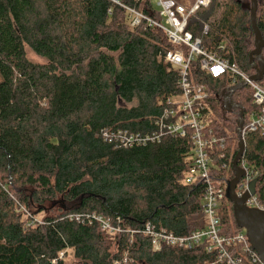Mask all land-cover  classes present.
<instances>
[{
  "label": "trees",
  "instance_id": "16d2710c",
  "mask_svg": "<svg viewBox=\"0 0 264 264\" xmlns=\"http://www.w3.org/2000/svg\"><path fill=\"white\" fill-rule=\"evenodd\" d=\"M116 1L0 0V264H64L68 252L75 264L210 261L202 247L155 250L146 234L148 226L176 237L203 229L206 185L187 183L190 135H160L156 124L182 94L179 72L165 61L173 46L145 21L131 27L125 8L155 18L150 0ZM256 27L264 41V0H257ZM189 30L205 51L255 74L250 0H211ZM25 47L46 63L29 62ZM190 73L208 95L207 130L225 140L224 161H233L239 110L223 109L230 80L210 78L197 61ZM257 83L264 89V78ZM231 101L244 109V123L257 110L249 87ZM244 143L238 166L257 172L264 206V136L249 134ZM210 170L213 181L232 179L231 168ZM48 205L58 214L37 221ZM218 216L224 236L243 232L228 200ZM97 219L115 232L102 231ZM241 249L230 251L238 257Z\"/></svg>",
  "mask_w": 264,
  "mask_h": 264
},
{
  "label": "built area",
  "instance_id": "2783aa9c",
  "mask_svg": "<svg viewBox=\"0 0 264 264\" xmlns=\"http://www.w3.org/2000/svg\"><path fill=\"white\" fill-rule=\"evenodd\" d=\"M119 4L116 0H113ZM154 10L155 18L147 17L140 12L125 8L131 18V27L138 26L141 21H145L149 27L156 28L163 32L167 41L173 46V50L165 55V61L177 69L180 76L181 101L175 100L167 102L165 108L157 120L156 124L160 129V135L186 137L190 135L194 146L193 167L187 183H192L196 179L203 180L206 188L203 197L202 210L205 217V227L192 232L186 237H176L165 231L153 233L147 227L146 234L150 237L151 245L155 250L161 246L171 248H181L192 250L202 247L205 254L210 258L208 264H264L257 254L250 248L245 232L226 237L222 234V227L218 216L220 206L227 201L225 197L227 176L213 181L210 169H222L227 171L231 168L232 160L224 161L225 140L217 137L207 130V125L203 120V112L206 109L208 95L205 87L194 85L190 82V69L194 62H198L200 70L212 79L228 77L230 80V91L233 87L246 84L252 91L253 105L257 108L252 112L246 123L243 122V139L254 133L264 136V89L257 82H253L247 74L239 67L224 60L217 53H210L202 48V39L194 37L189 30L190 20L200 11L207 9L211 0H156ZM208 33L207 24L203 25L202 36ZM225 45H220L217 51H224ZM157 140L159 136L154 137ZM140 140L138 137H130L128 141ZM125 146L128 144H124ZM222 160L220 166H215L214 160ZM244 171V176L236 186L235 194L241 198L249 193V186L257 179V172L249 169L245 163L239 166ZM248 208H256L264 212V206L258 200L256 191L250 195L245 202ZM101 230L105 232H115L106 222L97 219ZM242 246L238 257L232 255L230 248ZM243 257V258H242Z\"/></svg>",
  "mask_w": 264,
  "mask_h": 264
},
{
  "label": "water",
  "instance_id": "95a60500",
  "mask_svg": "<svg viewBox=\"0 0 264 264\" xmlns=\"http://www.w3.org/2000/svg\"><path fill=\"white\" fill-rule=\"evenodd\" d=\"M257 0H250V22L254 33L255 48L249 55L251 63H254L255 74L250 78L253 82H260L264 78V61L261 58V51L264 48V41L256 27ZM246 84H240L233 87L223 98V109L230 113L233 109H238V119L236 121L235 135L237 138L238 151L232 161V179L226 183L225 197L232 205V214L237 228L245 232L250 248L257 254L264 263V212L256 208H248L245 205L246 200L255 194L258 179L250 183L249 193L238 198L235 189L239 181L244 176V171L238 166L245 152V143L242 137L244 109L240 105H235L231 101L232 95Z\"/></svg>",
  "mask_w": 264,
  "mask_h": 264
},
{
  "label": "rangeland",
  "instance_id": "374dc122",
  "mask_svg": "<svg viewBox=\"0 0 264 264\" xmlns=\"http://www.w3.org/2000/svg\"><path fill=\"white\" fill-rule=\"evenodd\" d=\"M150 2H151V5H152L153 9L157 11V10H158V8L156 7V3H157V1H156V0H150ZM207 26H208V25H207ZM25 54H26V58H27V60H28L29 62H31V63H34V64H40V65L46 63L44 59H42V58L36 56V55H35V54H34V53H33L28 47H25ZM175 101L179 103V102L181 101V99L179 98V99H176ZM58 209H59L58 205L55 206V207H51L50 205H48V206H47V210H46L45 212L40 213V214H38V215L36 216V220H37V221H42V219H43L45 216H47V215L55 216V215H57L58 212H59ZM75 263H76V262H75V260L73 259L72 252H68L67 257H66V259L64 260V264H75Z\"/></svg>",
  "mask_w": 264,
  "mask_h": 264
}]
</instances>
